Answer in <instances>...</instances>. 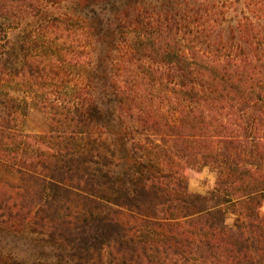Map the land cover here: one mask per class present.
<instances>
[{
    "label": "trees",
    "instance_id": "1",
    "mask_svg": "<svg viewBox=\"0 0 264 264\" xmlns=\"http://www.w3.org/2000/svg\"><path fill=\"white\" fill-rule=\"evenodd\" d=\"M50 1L0 0V51L11 27ZM87 1L98 14L99 0ZM104 1L100 19L123 56L101 79L132 122L120 136L130 185L103 196L115 184V143L102 130L113 105L89 89L91 77L71 86L53 61L32 55L0 76V164L18 173L7 183L16 196L0 195V228L30 223L75 251L66 264H264V0H245L234 26L224 11L185 22ZM53 21L52 31H68L76 18ZM160 66L165 93L155 104L144 85L163 82ZM32 107L50 117L48 132L19 128ZM193 165L218 169L209 194L189 190ZM100 198L104 209L86 202Z\"/></svg>",
    "mask_w": 264,
    "mask_h": 264
},
{
    "label": "rangeland",
    "instance_id": "2",
    "mask_svg": "<svg viewBox=\"0 0 264 264\" xmlns=\"http://www.w3.org/2000/svg\"><path fill=\"white\" fill-rule=\"evenodd\" d=\"M99 2L101 5L98 7V14L91 11L92 4H89L87 0H55L44 2L40 8L32 10L29 15L11 27L7 37H2L0 76H14L22 70L28 57L36 55L41 60L53 61L57 66L55 65L52 71L65 74L71 86L77 81L81 82L83 78L93 79L94 82L89 89L113 105L109 108H112L115 113L113 122L107 123L102 128L105 132H110L115 143L114 150L117 152L116 161L113 163L114 188L106 190L103 194L111 198L124 191L130 185L132 178L133 168L128 157V147L120 140L124 129L132 126V122L119 116V97L105 87L103 83L105 80L101 79L106 78V74L118 71L119 66L114 60L123 55L122 51L117 49L116 36L113 38L111 33L107 34L108 27L100 19L102 18L100 13H104L102 11H104L105 1L99 0ZM113 2H108L107 5V9L111 12V21L119 11L116 7L112 8ZM244 2L245 0H119L117 7L123 10L128 5H137L144 11H148V15L161 13L165 16V11H169L170 14H175L185 22L193 20L206 10L224 11L229 17L228 22L234 26L242 15V11L246 10ZM62 13L76 18L73 24L74 29L52 31L57 28L56 25H59L53 21L54 17ZM88 25L90 27H87ZM60 27L64 28L65 25L61 24ZM225 34L229 36L230 32L227 31ZM45 35L47 37H44ZM119 38L122 39L120 35ZM59 59L61 61H58ZM91 61H94L95 68L90 66ZM160 68L162 72L159 75L164 77L163 82L152 84L149 81V84L144 85L146 93L149 94L148 99L155 104L163 103L162 96L165 93V67L160 66ZM19 117L21 118L19 128L24 132L46 133L50 129V117L37 107L30 108L27 114ZM17 174L15 170L0 164V195L16 196L7 183L17 178ZM188 176L189 190L207 195L215 188L219 172L217 168L210 165H193L188 169ZM11 201L29 203L31 200ZM77 201L83 204L85 200ZM86 202L98 209H104L110 204L101 198ZM229 216L234 218L233 214ZM75 256L77 255L72 249L57 243L46 234L35 232L30 223L16 230L0 228V264H66Z\"/></svg>",
    "mask_w": 264,
    "mask_h": 264
}]
</instances>
